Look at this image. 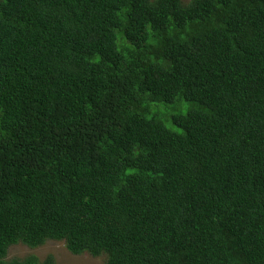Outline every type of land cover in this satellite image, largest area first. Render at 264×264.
Instances as JSON below:
<instances>
[{
    "label": "trees",
    "instance_id": "16d2710c",
    "mask_svg": "<svg viewBox=\"0 0 264 264\" xmlns=\"http://www.w3.org/2000/svg\"><path fill=\"white\" fill-rule=\"evenodd\" d=\"M47 240L264 264V0H0V264Z\"/></svg>",
    "mask_w": 264,
    "mask_h": 264
},
{
    "label": "rangeland",
    "instance_id": "374dc122",
    "mask_svg": "<svg viewBox=\"0 0 264 264\" xmlns=\"http://www.w3.org/2000/svg\"><path fill=\"white\" fill-rule=\"evenodd\" d=\"M188 2V0H183ZM187 105V104H186ZM162 111L165 106L162 105ZM171 126V125H170ZM37 255L39 259L46 257L47 254H52L56 264H103L105 255L92 256L87 252L81 254L71 253L65 246V243L58 240H47L40 246L30 247L23 243L11 245L8 248L7 258L24 257L26 255Z\"/></svg>",
    "mask_w": 264,
    "mask_h": 264
}]
</instances>
